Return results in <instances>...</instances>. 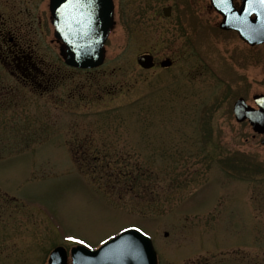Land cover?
Masks as SVG:
<instances>
[{
	"label": "rangeland",
	"instance_id": "374dc122",
	"mask_svg": "<svg viewBox=\"0 0 264 264\" xmlns=\"http://www.w3.org/2000/svg\"><path fill=\"white\" fill-rule=\"evenodd\" d=\"M47 5L0 0V35L16 27L54 72L47 94L11 96L0 65V264L130 226L157 264H264V146L231 110L264 93V46L219 30L209 0H113L103 64L75 70Z\"/></svg>",
	"mask_w": 264,
	"mask_h": 264
},
{
	"label": "water",
	"instance_id": "95a60500",
	"mask_svg": "<svg viewBox=\"0 0 264 264\" xmlns=\"http://www.w3.org/2000/svg\"><path fill=\"white\" fill-rule=\"evenodd\" d=\"M67 0H50L52 24L55 26L54 37L62 43L60 56L64 62L74 68L92 69L104 61L103 45L113 26L112 0H95L94 5H87L86 0L81 7L64 9ZM212 8L222 20L219 28L233 30L239 38L250 46L264 43V8L259 4L248 5V0H241L236 9L233 0L228 5L217 6V0H210ZM170 9H163L169 16ZM144 69L153 66L152 57L143 54L136 59ZM161 67L170 66L169 60L160 63ZM257 110L247 106L242 99L233 105L236 122L246 120L254 133L264 135V95L252 97ZM264 145V136L260 141ZM132 242L138 250V257L130 254L126 245ZM71 264H157L156 254L148 237L127 229L105 242L94 251L83 247L71 249ZM48 264H66L64 249L56 248L49 256Z\"/></svg>",
	"mask_w": 264,
	"mask_h": 264
},
{
	"label": "flooded vegetation",
	"instance_id": "af4514ba",
	"mask_svg": "<svg viewBox=\"0 0 264 264\" xmlns=\"http://www.w3.org/2000/svg\"><path fill=\"white\" fill-rule=\"evenodd\" d=\"M6 19L10 20L9 17ZM35 21L40 26V19L36 18ZM10 24V27L16 26L12 21ZM14 29L12 31L10 28L8 32L3 25V35H0V65L4 69L3 79L7 81L9 78L15 85V87L3 86L6 90L3 93H10L13 96L17 93L15 89L20 88L31 94L37 90L40 95L47 94L54 88L53 65L28 51L29 47L27 48L24 36L18 33L16 27Z\"/></svg>",
	"mask_w": 264,
	"mask_h": 264
},
{
	"label": "snow or ice",
	"instance_id": "6c2138e0",
	"mask_svg": "<svg viewBox=\"0 0 264 264\" xmlns=\"http://www.w3.org/2000/svg\"><path fill=\"white\" fill-rule=\"evenodd\" d=\"M229 0H217V6L220 5H228ZM87 5H94L95 0H86ZM84 4V0H67V2L64 5V9L67 10L70 7H81ZM253 4H259L261 6V8H264V0H248V5L249 7H251ZM136 231H140V229H136ZM67 239H69L70 241H73L74 238L73 237H68ZM75 243H83V241H74ZM128 251L130 252V254H133L135 256L138 257L139 255V250L137 248V246L132 243L129 242L126 245Z\"/></svg>",
	"mask_w": 264,
	"mask_h": 264
}]
</instances>
